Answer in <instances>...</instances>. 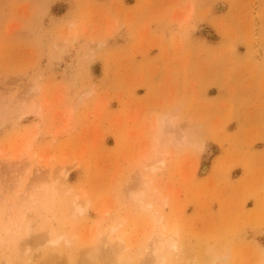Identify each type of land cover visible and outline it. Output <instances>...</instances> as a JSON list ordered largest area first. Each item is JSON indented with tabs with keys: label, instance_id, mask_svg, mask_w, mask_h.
Masks as SVG:
<instances>
[{
	"label": "rangeland",
	"instance_id": "rangeland-1",
	"mask_svg": "<svg viewBox=\"0 0 264 264\" xmlns=\"http://www.w3.org/2000/svg\"><path fill=\"white\" fill-rule=\"evenodd\" d=\"M0 264H264V0H0Z\"/></svg>",
	"mask_w": 264,
	"mask_h": 264
},
{
	"label": "bare ground",
	"instance_id": "bare-ground-1",
	"mask_svg": "<svg viewBox=\"0 0 264 264\" xmlns=\"http://www.w3.org/2000/svg\"><path fill=\"white\" fill-rule=\"evenodd\" d=\"M73 210L76 211V212H80V211L82 210V207L80 206V204L74 202V203H73ZM78 214H79V213H78ZM82 214H83V213H82ZM116 225H117V224H116ZM116 225H113V226L111 227L110 230L114 229ZM173 235H174V232H173L172 236H170V237H165V235L163 234V232H160V233L158 234V236H157L156 241H157V242H161L162 244L166 245L167 248H170V247H172L173 244L175 243V241H174V236H173ZM118 240L121 241L120 238H118ZM156 241L153 242V250H155V249L158 248V247L156 246V244H155ZM96 251H97V249H96L95 247H93V249H91V250L88 252V254L92 256L93 253H96ZM155 257H156V256H155ZM157 258H158V257H157ZM84 262H85V261H84ZM86 262H87V261H86ZM87 263H88V262H87Z\"/></svg>",
	"mask_w": 264,
	"mask_h": 264
}]
</instances>
